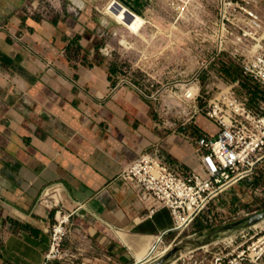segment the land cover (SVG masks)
I'll return each instance as SVG.
<instances>
[{"label":"crops","instance_id":"0c3cea01","mask_svg":"<svg viewBox=\"0 0 264 264\" xmlns=\"http://www.w3.org/2000/svg\"><path fill=\"white\" fill-rule=\"evenodd\" d=\"M75 6L69 13L61 0H0V264H137L154 246L152 255L206 227L202 214L181 230L168 208L148 214L122 174L150 151L199 169L192 126L213 134L219 127L198 116L173 130L134 87L113 90L99 20L86 3ZM60 208L71 213L64 255L47 258ZM215 248L170 264H208Z\"/></svg>","mask_w":264,"mask_h":264},{"label":"built area","instance_id":"2783aa9c","mask_svg":"<svg viewBox=\"0 0 264 264\" xmlns=\"http://www.w3.org/2000/svg\"><path fill=\"white\" fill-rule=\"evenodd\" d=\"M120 1L126 4V0ZM253 2L219 0L216 49L203 59L201 69L211 68L222 55H227L240 65L244 76L261 85L259 101L252 103L249 98L240 96L236 85L229 83L202 107L196 106L191 118L178 119L180 125L194 124L196 118L203 115L219 127L216 134L201 129L198 135L190 137L195 144L199 169L175 167L158 153L150 151L136 158L122 174L148 204V214H155L161 207L170 209L175 221L174 230L190 225L215 199L253 176L264 161V22ZM196 83L184 85L183 94L179 96L183 102L203 97L201 87ZM127 84V79H119L113 90ZM131 86L145 98L158 100L159 91L149 93L148 89L136 84ZM166 124L176 126L174 121ZM70 216L71 213L62 208L55 212L48 230L50 248L47 258L60 259L64 255L61 245L68 235ZM232 242L224 241L213 264H259L263 259L264 231L251 237L245 230ZM233 245L236 248L231 249Z\"/></svg>","mask_w":264,"mask_h":264},{"label":"rangeland","instance_id":"374dc122","mask_svg":"<svg viewBox=\"0 0 264 264\" xmlns=\"http://www.w3.org/2000/svg\"><path fill=\"white\" fill-rule=\"evenodd\" d=\"M253 1V6L264 22V0ZM85 3L86 8H91L94 17L99 20L98 50L104 54L110 72L113 73L114 84L124 78L129 84L120 87L136 84L148 89L149 93L159 91L158 100L153 101L156 116L167 127H170L167 122L174 121L176 126L170 128L180 130L179 126L182 125L178 119L191 118L196 106L202 107L206 100L215 97L229 83L236 85L240 96L249 98L252 103L259 101L261 85L244 76L240 65L227 55H222L211 68L201 69L203 59L212 55L216 49L219 0H140V12L120 0H87ZM61 4L69 13L75 12L76 6L72 0H61ZM117 5L127 8L131 16L124 12L126 19L110 18L109 14ZM187 83H196L201 87L203 97L183 102L179 96L183 94ZM254 87L259 90L255 101ZM201 125L207 126L204 122ZM193 128L192 126L193 132H197L194 134H198L199 130ZM224 196L227 198L225 203L217 204L213 201L201 213L202 226H206V229L264 209V161L259 164L253 176L240 181L225 192ZM259 226L250 230L249 236L264 231V221ZM189 233L190 231H185L176 243L190 235ZM235 236L216 242L217 247L224 245V241L233 243ZM238 242L242 243L241 240ZM165 246L166 244L159 246L152 258L166 250L168 247ZM215 249H218L217 252L221 250ZM213 263L214 259L208 262ZM181 264H200V261L186 260Z\"/></svg>","mask_w":264,"mask_h":264},{"label":"water","instance_id":"95a60500","mask_svg":"<svg viewBox=\"0 0 264 264\" xmlns=\"http://www.w3.org/2000/svg\"><path fill=\"white\" fill-rule=\"evenodd\" d=\"M264 221V209L256 210L242 218L212 226L197 233H193L177 242L174 246H169L160 255L153 257L156 246L150 254L137 264H170L181 255L207 247L211 244L225 240L237 235L245 230L254 228Z\"/></svg>","mask_w":264,"mask_h":264},{"label":"bare ground","instance_id":"6f19581e","mask_svg":"<svg viewBox=\"0 0 264 264\" xmlns=\"http://www.w3.org/2000/svg\"><path fill=\"white\" fill-rule=\"evenodd\" d=\"M85 1L87 0H72V2L77 5V6H80V7H83V5L85 4ZM71 5V4H70ZM72 8V7H71ZM124 12H127L128 14L130 13V16H131V12L123 7V6H120V5H117L116 9H114L110 14H109V17L110 18H113L114 20H119V19H126L125 17V13ZM129 16V15H128ZM129 18V17H128ZM105 22V21H104ZM255 228V227H254Z\"/></svg>","mask_w":264,"mask_h":264},{"label":"trees","instance_id":"16d2710c","mask_svg":"<svg viewBox=\"0 0 264 264\" xmlns=\"http://www.w3.org/2000/svg\"><path fill=\"white\" fill-rule=\"evenodd\" d=\"M139 2L140 0H126L125 3L126 5L130 6L131 8H133L136 12H140V9H139ZM254 98H253V101H255L257 99V96L259 95V90H258V87H254Z\"/></svg>","mask_w":264,"mask_h":264}]
</instances>
